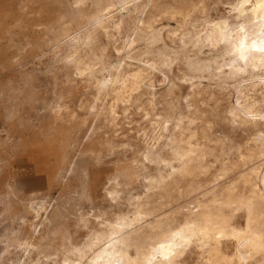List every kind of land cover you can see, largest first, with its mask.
Wrapping results in <instances>:
<instances>
[{
    "label": "rangeland",
    "instance_id": "1",
    "mask_svg": "<svg viewBox=\"0 0 264 264\" xmlns=\"http://www.w3.org/2000/svg\"><path fill=\"white\" fill-rule=\"evenodd\" d=\"M242 1L0 0V264H68L78 248L87 261L103 222L141 207L142 231L157 219L175 228L210 190L232 193L223 210L264 237V215L248 223L243 204L264 206V184L250 178L264 173V122L237 114L255 100L264 111V83L232 73L230 46L210 35L244 21ZM106 6L102 27L92 15ZM174 137L197 150L189 180L170 167ZM233 231L220 246L237 263ZM242 250V264H264L263 251ZM208 257L192 245L182 260Z\"/></svg>",
    "mask_w": 264,
    "mask_h": 264
},
{
    "label": "bare ground",
    "instance_id": "2",
    "mask_svg": "<svg viewBox=\"0 0 264 264\" xmlns=\"http://www.w3.org/2000/svg\"><path fill=\"white\" fill-rule=\"evenodd\" d=\"M247 2H251L250 5H246ZM110 7L111 6L100 7V8L97 7L98 10H96L97 11L96 14L93 13L92 16L94 18L99 19L97 23L99 26H102V27L106 26L108 19L103 17V13L109 10ZM238 11H239V14L245 18L244 21H241L240 24L238 23L237 27H234L235 26L234 25L232 28H230L228 24H219L218 27L215 28L212 33H210V35L212 36L213 39L215 38L224 39L225 42L228 43V45L230 46L231 53L233 52V58H234V60L232 59L233 63L230 68L232 73L242 74L244 72H249V75L250 73H254V75L260 76L261 79L259 80L264 83V51H261V49L264 48V35H263L264 34V0H244L242 1V4L239 7ZM118 21H120V19ZM119 25L120 23H117L116 27H118ZM241 29H243V31H241ZM93 33H95V31ZM61 35H64L65 37L68 36L69 35L68 30H63L61 32ZM91 38H92V35H91ZM120 85L122 84H119V86ZM238 86L239 85L237 84V87ZM260 101L255 100L250 103L248 102L246 104L239 105L240 108H238L237 114H243L244 116L251 115L250 119H252L253 123H261V122L263 123L264 122V111L263 112L254 111L253 109L259 103H261ZM248 117L249 116H247V118ZM172 133H175V132L172 131ZM262 136L264 137V133L262 134ZM157 152H161V151H157ZM172 152L175 153V158L180 162L178 166L170 164V167L172 165V172L180 171L181 179L189 180L190 178H192V176L195 174V166H196L195 162L199 158V156H194L193 152H197V150L192 149V148H187L184 145V141L182 138L174 137L173 143H172ZM158 156L161 158V161L167 160L163 156H160V155ZM128 173L130 174V172ZM253 176L257 179L255 186H257L258 183L264 184V173L260 175L257 167H254L251 170L250 178H252ZM164 178L165 177H162L160 181L165 182L166 178L165 179ZM152 179L154 180V178ZM236 179H239V178H236ZM195 183L196 182H194V185ZM193 187L194 186L192 185V183L189 182V184L187 185L188 191H191ZM262 190L263 189H260L259 190L260 192L257 194V197L260 199V201L262 200L264 201V191ZM208 194H211V199L209 198V200L205 199V197L208 196ZM230 194L232 193H226L227 197H225V199L221 198V201H219L218 193L215 190H210L207 193L202 194L204 197L203 199H196L197 200L196 203H198L197 204L198 209L193 210L189 214H187L184 217V220L182 221V223L177 227L175 226V228L174 226L173 227L168 226L169 228H166L164 224L159 219H157L155 222L148 221L146 225L150 227L148 228L149 230L142 231L141 228L143 226H138L139 224L137 225L138 227L135 226V224L138 223L143 217V210L141 209V207L137 208L136 214H134L133 218L123 216L124 218H121L119 222H111L112 220L109 222H103L102 223L103 227L99 231L95 230V233L96 232L97 233L95 234L94 239H91L86 244V247L89 250H93V252H91L92 255L87 259V261H83V259L88 254L86 252V249L78 248L77 249L78 259L75 261L69 262L68 264H184L183 262L184 260H182V257L184 256V253L192 245H196L197 247L201 248L203 252H207L209 256L208 262H210L211 264H242L241 261L243 257L245 258L247 262L248 255H246L242 249L246 246H251L257 251L264 252V248L261 244L262 240L260 241L258 239L260 237H262L263 239L264 237L263 236L256 237V234H254L255 231L252 230L253 231L252 235L254 234L255 237L257 238V239H254L248 235L247 233L248 231H246L247 229L246 227H238L237 225L233 223L232 215L229 212L223 210L225 205L231 206L233 203L236 202V200H238L235 197H232ZM241 200L242 199H240V201ZM258 203L259 202H257V204ZM243 204H247V207L249 208L248 209L249 215L247 218L248 223H251V221H253L254 219L257 220L261 216L264 215L263 210H262L264 209V206L263 207L261 206L262 209L259 206H258L259 208L255 207L254 203L250 202V200L249 202L248 200L244 201ZM218 206L219 208L216 210ZM149 211H151V209ZM122 214H123V211H122ZM163 215L164 214L162 213L161 217ZM98 217H100V215ZM232 224H234L235 227ZM143 225L145 224L143 223ZM233 230H236L238 232L236 234V237L238 238V242H237L238 261L237 263L235 262L236 260L234 261V257L226 254L220 246V243L223 239L227 237H235L232 234V232H234ZM242 239L244 240V243L240 245L242 242ZM94 247H97V250L94 251ZM132 247L135 248V251H136L135 255L131 251Z\"/></svg>",
    "mask_w": 264,
    "mask_h": 264
},
{
    "label": "clouds",
    "instance_id": "3",
    "mask_svg": "<svg viewBox=\"0 0 264 264\" xmlns=\"http://www.w3.org/2000/svg\"><path fill=\"white\" fill-rule=\"evenodd\" d=\"M241 31H243V29H241ZM261 51H264V48H262Z\"/></svg>",
    "mask_w": 264,
    "mask_h": 264
}]
</instances>
